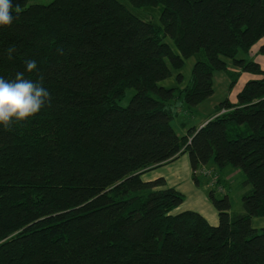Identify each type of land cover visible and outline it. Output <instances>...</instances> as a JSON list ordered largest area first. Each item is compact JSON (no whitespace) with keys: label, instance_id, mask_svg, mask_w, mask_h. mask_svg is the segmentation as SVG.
<instances>
[{"label":"trees","instance_id":"trees-1","mask_svg":"<svg viewBox=\"0 0 264 264\" xmlns=\"http://www.w3.org/2000/svg\"><path fill=\"white\" fill-rule=\"evenodd\" d=\"M34 1L13 0L20 14L0 29V76L36 59L40 72L26 76L51 93L38 115L0 128V264H264V228L252 226L264 216V70L239 58L259 42L264 55V0ZM156 7L160 23L135 12ZM227 60L259 78L178 135L174 101L209 99ZM174 72L178 86H161ZM185 153L196 185L200 168L242 172L246 213L217 197L228 178L215 172L214 188L204 177L219 223L173 214L184 195L142 177Z\"/></svg>","mask_w":264,"mask_h":264},{"label":"rangeland","instance_id":"rangeland-1","mask_svg":"<svg viewBox=\"0 0 264 264\" xmlns=\"http://www.w3.org/2000/svg\"><path fill=\"white\" fill-rule=\"evenodd\" d=\"M51 1L52 0H35L34 2L49 3ZM135 12L144 20L160 23L161 7L141 9L136 10ZM166 42H168L173 50L177 52L175 45L170 39H167ZM261 43L262 42L256 43L248 55L240 54L239 58L258 62L264 70V55L259 52ZM197 60V55L185 60V66L180 71L184 77L181 87H185L190 82L193 67ZM178 73L179 72H174L172 77L160 82V85L166 88L177 87ZM257 78H259L258 75L245 72L239 66H236L231 60H227V70L214 73V94L209 99L192 109L187 108V105L182 98L174 101V106L177 107V116L172 125L178 135L184 136L188 134L190 128H199L206 120L213 118L217 111L216 108L225 100L228 99L233 103L236 102L238 94L243 90L246 83ZM133 94L134 90H129L122 105H127ZM212 165L213 164L211 163V166ZM213 167L215 170H212L213 173L216 172L223 177L228 178L225 193L216 191L217 197L221 198L228 195L232 204V214H245L243 196L251 190V186L247 187L244 185V174L242 172H236L237 170L231 166L226 167L225 169L218 168L214 165ZM159 176L164 177L166 181L168 180V182H166L167 187L175 188L184 195L182 204L173 210V214H179L184 211H195L203 215L211 225L216 226L219 223L218 211L210 199V188L207 187V178L204 177L200 168L198 176L202 184L200 186L196 185L193 179V172L188 153L181 155L176 161L169 165L162 166L146 173L142 178L145 180H154L152 178L156 179ZM218 185L219 181L217 183V188ZM252 226L254 229L261 231L264 228V216L252 218Z\"/></svg>","mask_w":264,"mask_h":264},{"label":"clouds","instance_id":"clouds-1","mask_svg":"<svg viewBox=\"0 0 264 264\" xmlns=\"http://www.w3.org/2000/svg\"><path fill=\"white\" fill-rule=\"evenodd\" d=\"M21 6L13 0H0V29L9 28L20 14ZM14 48L8 49L9 59ZM36 59L24 62V70L6 79L0 76V128L10 130L15 123L27 121L38 115L51 103V93L45 87L43 76L31 79L28 74H38Z\"/></svg>","mask_w":264,"mask_h":264},{"label":"bare ground","instance_id":"bare-ground-1","mask_svg":"<svg viewBox=\"0 0 264 264\" xmlns=\"http://www.w3.org/2000/svg\"><path fill=\"white\" fill-rule=\"evenodd\" d=\"M203 174L204 176L207 175L211 179L210 187L214 188V186L216 185V181H217V175L215 173L206 174V172H204Z\"/></svg>","mask_w":264,"mask_h":264},{"label":"crops","instance_id":"crops-1","mask_svg":"<svg viewBox=\"0 0 264 264\" xmlns=\"http://www.w3.org/2000/svg\"><path fill=\"white\" fill-rule=\"evenodd\" d=\"M210 119H211V118H210ZM210 119L206 120L203 124H201L200 127H202V126H204L205 124H207V122H208ZM236 172H240V171L237 170ZM159 177H162V176H159ZM159 177H157V178H159ZM157 178H156V179H157ZM226 178H227V177H226ZM152 179H155V178H152ZM166 182H168V180H167Z\"/></svg>","mask_w":264,"mask_h":264}]
</instances>
